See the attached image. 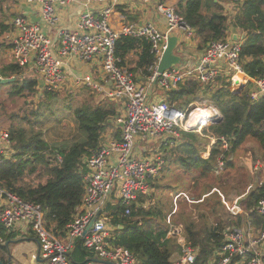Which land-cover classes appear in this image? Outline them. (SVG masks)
Instances as JSON below:
<instances>
[{"label": "trees", "instance_id": "obj_1", "mask_svg": "<svg viewBox=\"0 0 264 264\" xmlns=\"http://www.w3.org/2000/svg\"><path fill=\"white\" fill-rule=\"evenodd\" d=\"M226 2L235 5L231 16L224 12ZM175 9L194 30L193 40L199 51L211 41L225 39L231 32L238 33L242 40L239 54L242 69L253 78L264 75V0H177ZM7 28L1 23L0 35ZM4 49L5 45L0 43V53ZM114 53L120 59V66L136 78L144 80L150 74L153 57L146 41L120 35L115 40ZM3 63L0 76L15 79L0 83V87L11 85V95H40L30 114L35 118L42 116L43 107L48 106L59 91L41 89L38 80L23 75L26 69L17 63L11 60ZM80 89L89 93L83 94L84 99L72 112L83 133L82 139L70 145L52 146L40 131H27L11 122L8 127L11 156L0 163V186L26 202L39 205L46 228L60 237L82 201L83 175L87 172L85 158L106 137L118 139L120 133V125L116 122L120 113L118 105L103 97L94 102L96 92L86 86ZM79 93L69 89L70 95ZM201 99H207L217 108L220 119L203 124L199 131L181 132L174 146L163 148L162 170L170 169L171 165L179 170L170 175L169 182L173 184L164 185L167 191L189 192L179 202L176 217L182 224L184 239L195 250V260L191 264H214L226 227L235 225L245 229L250 222L257 231L262 226L256 205L264 196V180L240 196L236 214L231 213L226 196L238 187L239 182L236 185V180L230 176L235 168L233 158L247 139L256 143L264 160V95L252 100L247 88L231 92L225 78H218L208 86L197 80H186L166 94L168 104L182 111L189 103ZM22 119L31 121L27 115ZM208 137L216 139L210 149H206ZM222 137L227 141L225 149ZM219 160L223 163L221 168ZM161 187L159 184L157 189ZM146 197L138 194L130 206L129 217L121 215L123 208L119 203L112 207L109 222L116 227L112 231L113 243L132 252L139 264H173L172 255L180 247L174 238L167 236L168 225L163 223L159 206H142ZM12 236L0 224V238L7 242ZM95 257L81 239L74 241L69 253L71 261L86 263Z\"/></svg>", "mask_w": 264, "mask_h": 264}, {"label": "built area", "instance_id": "obj_2", "mask_svg": "<svg viewBox=\"0 0 264 264\" xmlns=\"http://www.w3.org/2000/svg\"><path fill=\"white\" fill-rule=\"evenodd\" d=\"M19 1L36 9L39 22L31 21L29 15L23 13L12 17L9 59L35 73L41 89L53 92L68 87L67 82H70L64 66L70 60L84 63L98 60L101 65L99 79L85 73L74 77L72 84L86 86L101 93L103 98L122 104L125 112L116 121L120 125L119 138L106 137L85 158L87 172L83 175L82 201L63 237L46 228L39 205L26 202L1 186L0 224L6 232L31 230L39 253L48 264H94L91 261L75 263L70 260L69 253L76 239H81L98 259L114 264H139L132 252L113 243L111 235L116 227L109 226L104 214L106 205L115 195L117 203L123 208L121 215L129 217L130 206L135 203L138 194L147 195L149 181L158 177L164 166L163 151L155 150L137 156L134 151L136 142L163 141V148H170L176 144L181 132L194 131L198 120H201V125L196 131L203 124L220 119L219 111L207 99L191 102L182 111L168 104L167 92L186 80H197L208 86L218 78H225L231 92L247 88L249 97L258 100L264 95V75L253 78L242 69L239 61L242 40L238 33L236 40L232 39L233 33H229L225 39L209 42L191 65L183 62L158 73L167 39L174 30H179L183 38L177 42V51L182 50L183 45L194 36V30L168 0H137L153 5L165 20L164 30L149 21L127 22L114 29L110 19L119 0H82V9L71 27L59 26V9L77 0ZM93 3L102 5L98 12L93 10ZM50 31H54L55 37L50 35ZM120 35L149 44L153 63L149 67L150 74L143 82L137 81L130 71L120 66V59L115 56L114 44ZM180 42L183 43L181 47L178 46ZM156 88L161 91L159 96L154 93ZM208 139L206 149H210L216 140L213 137ZM221 142L225 149L226 139L222 137ZM10 156L8 131L0 130V163ZM222 164L219 160L218 167L221 168ZM256 210L262 217L261 228L255 231L250 222L247 230L235 225L226 227L214 264H231L234 259L241 264H264V196L258 200ZM167 234L172 235L180 245L181 254L174 264L193 263L195 250L184 239L182 225L171 226Z\"/></svg>", "mask_w": 264, "mask_h": 264}, {"label": "rangeland", "instance_id": "obj_3", "mask_svg": "<svg viewBox=\"0 0 264 264\" xmlns=\"http://www.w3.org/2000/svg\"><path fill=\"white\" fill-rule=\"evenodd\" d=\"M14 1L16 0H0V24H5L6 21L8 22L12 19L13 13L11 6L18 3ZM172 5L175 7V4ZM234 6L235 5L232 3H224V12L231 16ZM0 43H5L3 35H0ZM6 60L10 59L7 57L4 49V52L0 53V67H2L4 64L3 62ZM23 75L31 76L32 78L37 79L33 73H30L27 70L23 71ZM67 85L68 87H65L57 92V95L50 101L48 106L43 107L42 113L44 116L42 115L38 118H35L33 114H30V111L36 108L37 101H39L41 98L40 95L35 94L34 96L26 97L11 95V85L0 87V130L8 131V127L10 126L11 122H14L18 126L24 127L27 131H40L43 138L52 146L70 145L72 142L82 139L83 133L77 126V123L73 117L72 109L80 105L84 99L83 94L87 95L89 92L85 89H80L84 86H73L71 88L73 93H82L70 95L69 84L67 83ZM155 90L160 94L161 91L158 88ZM102 97L104 96L101 93H95L93 101L98 102L99 100L103 99ZM68 105L71 107V109H68ZM23 115H27L31 121L28 122L27 120H23ZM146 144L150 152L155 150L161 152L163 149V141L154 142L153 140H149L146 142ZM233 161L235 163V168L233 169L230 176L234 177L236 180L235 183L238 181L239 184L238 187L235 188V191H229L228 195H225L230 211H235L236 207H238L241 201L240 196L243 197L245 193L249 192V190L252 189L258 182L264 180V160L262 159V155L258 149V146L253 140L247 139L242 144V146L236 151ZM172 171L175 173L179 172L178 169H173ZM166 180H168V177L162 181V187L167 182L168 184H173V182ZM185 192L186 195L189 194L188 190H185ZM169 193H171L172 196H170ZM174 195L175 194L172 192L164 194L161 192L159 193V199L162 201L160 206L165 218L167 217V208L171 204L169 201L174 202L176 205V207H174L178 210L179 202L183 201L185 198L184 196L174 198ZM170 198H173L174 200H169ZM237 201L239 202L237 203ZM176 212L177 211H175V213L172 215L169 213L168 217H171L170 220H176L172 217L176 214ZM163 223H165V225H169L167 222ZM170 224H173V222ZM109 226H111L110 222Z\"/></svg>", "mask_w": 264, "mask_h": 264}, {"label": "crops", "instance_id": "obj_4", "mask_svg": "<svg viewBox=\"0 0 264 264\" xmlns=\"http://www.w3.org/2000/svg\"><path fill=\"white\" fill-rule=\"evenodd\" d=\"M177 0H168L169 3L175 4ZM14 2H18L17 4H14L11 6V10L13 13V16L16 14H26V15H33L34 17H38L35 15L37 13L35 8L29 7L23 2L16 0ZM82 0H77L76 2L66 5L65 7H62L59 9V15H60V23L59 26H73L78 14L80 13V10L82 9ZM102 5L100 3H93L92 7L93 10L98 12L101 8ZM11 21V20H10ZM10 21H6L5 25L8 26L6 32L3 34V39L5 40V52L8 57V52H9V45L8 42L11 37L12 29L10 26ZM153 22L158 26V28L164 30L165 29V20L161 15H159L153 5L150 4H144L141 3L137 0H119V2L114 6L113 8V13L110 19V24L114 29H119L120 26L124 23L127 22ZM234 33V32H231ZM50 35L52 37H55L54 31H50ZM172 35H176L178 37V42L182 40L181 38V32L179 30H174ZM183 49L180 51H176L175 53L181 55L184 59V62L191 65L198 53L199 50L196 48V42L192 39L191 41L187 42V44L183 45ZM27 70V69H26ZM65 72L68 74V81L69 83V89H71L74 85L72 84V79L76 76L79 75H84L85 73H91L94 75L96 79H99L101 77V65L98 60H91L89 62H80L78 60H70L65 66H64ZM30 73H33L30 69L27 70ZM35 75V73H33ZM37 78V77H36ZM38 80V79H37ZM137 81L143 82V79L140 80L136 78ZM68 83V82H67ZM67 87V86H66ZM154 93L156 95H160L157 93L156 90H154ZM119 107V115L118 117H121L125 109L122 106V104H117ZM135 154L137 156H143L150 152L147 144L143 141H137L135 145ZM173 169H175V166L171 165L170 169L166 168L161 170L160 174L158 177H156L153 180L149 181V191L147 193V199L143 202L142 206L144 208H148L150 206L157 207L158 209L161 210V204L162 201L159 199V193L161 192L162 194L172 192V191H167V188L164 186L161 187L160 189H157V186L164 181L168 177L169 181L171 179L170 175L173 173ZM264 170V167H263ZM160 190V191H159ZM159 191V192H158ZM187 191V190H186ZM174 193V192H172ZM185 190L180 191L179 193H176L174 198L176 197H183L185 194ZM170 196H172L171 193H169ZM169 200H174L173 198H170ZM177 201V200H175ZM171 204L167 208V217L165 216L162 218L163 222L169 223L168 225V231L171 226H176V225H182L179 223L178 217H176V214L173 217V219H176L175 221L170 220L171 217H168L169 213L170 215L174 214L175 211H177V208L174 202L169 201ZM114 205H117V199L114 196H112V200L106 205L104 214L107 217L109 223L110 219V214L112 212V207ZM175 206V207H174ZM239 206V205H238ZM172 209H171V208ZM164 209V208H163ZM232 209V208H231ZM165 211V209H164ZM239 211V207H236L235 211H231L232 214H236ZM163 214V213H162ZM160 219V218H158ZM173 224H170L171 222ZM111 226H113L111 224ZM121 228L120 226H118ZM245 229H248V226L245 227ZM167 231V232H168ZM7 233L12 234V238L8 239V241H4L3 243L0 244V264H48L47 260L41 257L38 249V245L34 236V233L31 230H22V229H13ZM64 234L61 236L63 237ZM169 237L174 238L172 235H168ZM60 237V235H59ZM113 237V235H111ZM175 239V238H174ZM176 240V239H175ZM177 242V240H176ZM179 245V243L177 242ZM4 246V247H2ZM180 247V245H179ZM180 249L175 251L172 255V262H176L179 257H180ZM93 259H98L97 257ZM103 260V259H100ZM108 261V260H106ZM92 263H94L91 260ZM111 262V261H110ZM231 264H241L240 262L237 261V259H234V261Z\"/></svg>", "mask_w": 264, "mask_h": 264}, {"label": "water", "instance_id": "obj_5", "mask_svg": "<svg viewBox=\"0 0 264 264\" xmlns=\"http://www.w3.org/2000/svg\"><path fill=\"white\" fill-rule=\"evenodd\" d=\"M31 21L33 22H39V18L34 17L32 14L29 15ZM232 39H237V33L232 34ZM177 36L176 35H170L167 39V45L166 49L161 57V60L158 64L157 71L158 73H162L163 71L171 68L172 66L181 65L184 62V59L181 55L175 53V48L177 46ZM14 77L9 78H0V83H8L13 81ZM243 86H241L239 89H241ZM238 92V91H237ZM201 120H198L197 123L194 125L193 129L196 130L200 127ZM239 201H237L238 203ZM121 227V226H120ZM94 263L97 264H114L113 262L106 261V260H100V259H92Z\"/></svg>", "mask_w": 264, "mask_h": 264}]
</instances>
